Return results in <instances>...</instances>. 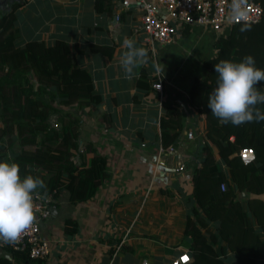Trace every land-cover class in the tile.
Segmentation results:
<instances>
[{
  "label": "crops",
  "instance_id": "1",
  "mask_svg": "<svg viewBox=\"0 0 264 264\" xmlns=\"http://www.w3.org/2000/svg\"><path fill=\"white\" fill-rule=\"evenodd\" d=\"M23 1L16 20L21 43L38 39L51 44L64 39L75 62L91 73L102 100L96 106L80 108L79 140L82 125L83 137L106 156L110 174L86 200L71 201L66 190L54 198L49 216L40 221V234L49 241L50 254L34 263L170 264L187 250L182 240L192 204L191 169L205 138L203 115L189 104V87L195 77L206 73L203 59L215 52L216 34L209 28L190 26L187 34L180 29L170 43H155L151 49L133 30L140 20L135 7L121 9L115 21L118 0ZM126 36L133 38L137 47L147 49L149 59L157 52L178 53L181 46L185 48L183 44L193 42L191 36L197 42L189 43L191 53L184 65L178 61L180 55L169 65L163 64L159 91L152 86L158 80L154 60L148 59L131 78L125 77L119 61L126 50L122 47ZM91 44L111 48L100 52L92 50ZM143 69L151 80L149 89L137 85ZM165 101L179 110L180 127L174 141L160 150L159 121ZM187 131H192V137ZM47 142L52 145L55 140ZM85 155L82 159L87 161L92 152L86 150ZM179 164H184V169L177 170ZM66 218L76 222L75 231H65ZM215 248L230 254L219 242ZM0 255L9 257L11 252L0 244ZM227 259L229 264H239Z\"/></svg>",
  "mask_w": 264,
  "mask_h": 264
},
{
  "label": "trees",
  "instance_id": "2",
  "mask_svg": "<svg viewBox=\"0 0 264 264\" xmlns=\"http://www.w3.org/2000/svg\"><path fill=\"white\" fill-rule=\"evenodd\" d=\"M257 1L263 7L261 19L249 30L241 31L242 23H238L216 37L215 52L203 59L206 73L195 77L189 87V104L203 115L205 138L191 169L192 204L182 240L192 258L188 264H229L227 257L239 264H264V121L222 124L207 107L209 94L217 86L214 64L226 59L238 62L252 55L256 66L264 69V0ZM23 2L14 0L0 11V160L11 157L19 164L22 177L42 178L46 194L53 198L66 190L71 201L86 200L110 174L106 156L91 143L85 147L92 152L87 161L73 158L79 147V118L71 108L96 106L102 96L94 89L91 73L75 62L64 39L51 44L38 39L19 43L16 20ZM189 29L185 25L184 33ZM90 48L105 52L111 47L91 44ZM150 84L143 69L137 85L149 89ZM257 87L264 92V81ZM56 103L66 108L60 111ZM163 105L159 124L161 143L166 147L178 134L180 116L174 104L165 101ZM257 107L264 111V104ZM58 110V127H53L50 116ZM40 135L55 143H40ZM7 137L18 141V151L8 150ZM241 148L252 149L254 159L243 162ZM222 182L225 189L220 188ZM40 192L45 194L44 189ZM64 229L75 231L76 222L66 218ZM218 242L229 255L219 253ZM0 244L11 252L9 257L0 255V264H36L26 251Z\"/></svg>",
  "mask_w": 264,
  "mask_h": 264
},
{
  "label": "clouds",
  "instance_id": "3",
  "mask_svg": "<svg viewBox=\"0 0 264 264\" xmlns=\"http://www.w3.org/2000/svg\"><path fill=\"white\" fill-rule=\"evenodd\" d=\"M248 0H231L226 22H241V31L249 30L252 24ZM122 47L126 49L120 57V65L126 78L134 70L148 63V50L137 47L133 38L125 37ZM218 74L217 86L209 94L207 107L222 124L239 126L247 122L264 121V111L257 107L264 104V92L257 85L264 81V69L256 66L252 55L240 61L221 60L214 64ZM156 71H164L159 65ZM45 190V181L33 175L21 176L19 164L12 160H0V242L14 244L30 230L37 219L39 209L35 200L40 190Z\"/></svg>",
  "mask_w": 264,
  "mask_h": 264
},
{
  "label": "built area",
  "instance_id": "4",
  "mask_svg": "<svg viewBox=\"0 0 264 264\" xmlns=\"http://www.w3.org/2000/svg\"><path fill=\"white\" fill-rule=\"evenodd\" d=\"M230 3L231 0H118V11L115 12L114 19L117 21L120 18L121 9L135 7L140 12V20L133 30L135 34L141 35L142 41L148 43L152 49L155 43H170L173 36L180 29H184L185 25L209 28L216 37L226 34L233 25L241 23L226 22ZM248 3L252 23L258 22L263 14L261 3L257 0H248ZM157 74L158 80L154 81L152 86L161 91L160 72ZM186 135L192 137V131H187ZM160 150H163L162 145ZM239 154L245 163L254 159V152L250 148H241ZM176 169H184V164H179ZM220 188L225 189L224 182L220 184ZM53 201L51 193H41L40 198L34 201L39 209L36 222L18 242L8 243L13 249L26 251L30 259H40L50 254L49 241L40 234V221L49 216ZM191 259L188 250H184L176 255L170 264H188ZM25 264L32 263L27 261Z\"/></svg>",
  "mask_w": 264,
  "mask_h": 264
},
{
  "label": "rangeland",
  "instance_id": "5",
  "mask_svg": "<svg viewBox=\"0 0 264 264\" xmlns=\"http://www.w3.org/2000/svg\"><path fill=\"white\" fill-rule=\"evenodd\" d=\"M14 0H0V11H5L6 9H8L9 8V6H10V4L13 2ZM16 24H17V21H16ZM18 25V24H17ZM197 28H200V26H198ZM201 29V28H200ZM207 34H205V36L202 38L204 41L207 39ZM21 39H22V36H21V32H20V30H19V37H18V40H19V43H21ZM191 40L190 41H193V42H186L185 44H183L184 46H185V48H183L182 46L180 47V51L178 52V53H175V52H161V53H159V52H157V54L155 55V57L153 56V54H151L150 55V59L149 60H151L152 62H153V60H154V63H155V67L157 66V65H159V67L161 68V69H163L162 67H163V64L165 63V64H167V65H169V62H173L174 60V57H177V56H179L180 55V59H178V61H181V63H182V65H184V62H185V59H187V57L190 55V51H189V49L192 47V46H190V44L192 45V43H196V42H194V39L192 38V36H191V38H190ZM146 45L145 46H147V47H149V44L148 43H146V42H144ZM190 43V44H189ZM168 47V46H167ZM167 49V48H166ZM187 54H189V55H187ZM170 57V58H169ZM166 59H169V61H166ZM32 81H33V83H34V85H36V82H35V80H34V78L32 77ZM56 106H58V109L61 111V107H60V105L59 104H55ZM74 109V110H73ZM73 109H71L72 111H74V112H76L75 114H76V116L77 117H79V111H80V107L79 108H76L75 106H73ZM53 111L52 112V114H51V116H50V123H51V125L53 126V127H58V120H57V117H58V115L60 114V111ZM81 136H82V141L81 140H79V146L80 147H78V150H77V152L76 153H74V155H73V158L75 159V161L76 162H80L81 160H83L82 158L83 157H86V155H85V151H86V149H85V147H86V145H87V143H89V142H87V140H86V136H84L83 137V135H84V128H83V126L81 125ZM79 134H80V124H79ZM7 140H6V145H7V148H8V150L10 151V152H15V151H18L19 149H20V145H19V143H18V141L17 140H13L12 138H9V137H7L6 138ZM204 139V138H203ZM202 139V140H203ZM52 140V139H51ZM39 141H40V143H42V142H45V143H49V142H47V141H49V139L48 138H45L44 136H39ZM54 144V143H53ZM52 144V145H53ZM80 148V149H79ZM81 150H83V152L81 151ZM87 158V157H86Z\"/></svg>",
  "mask_w": 264,
  "mask_h": 264
}]
</instances>
